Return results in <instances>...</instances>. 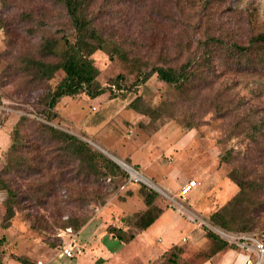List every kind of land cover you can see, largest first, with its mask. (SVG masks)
I'll return each mask as SVG.
<instances>
[{"label": "rangeland", "instance_id": "374dc122", "mask_svg": "<svg viewBox=\"0 0 264 264\" xmlns=\"http://www.w3.org/2000/svg\"><path fill=\"white\" fill-rule=\"evenodd\" d=\"M204 1H123L110 5L113 12L101 16L107 32L121 39L131 54L151 63H180L187 56L202 55V41L208 34L242 40L252 25L254 29L264 27V0H207L203 7ZM57 9L53 0H0V16L5 20L0 28V152L6 151L0 169L9 160L8 141L10 138L11 143L18 118L42 121L37 116V97H42V91L35 89L32 70L24 68L23 59L35 55L41 35L61 34ZM24 12L33 20H26ZM92 59L101 86H109L122 74V87L108 88L95 98L83 93L63 97L50 123L106 156L122 161L129 157L128 167L138 175L120 165L127 173L125 179L117 180L120 186L96 173L88 174L87 169L72 170L62 162L65 174L54 188V196L46 197L42 188L30 191L29 197L21 188L22 201L9 227L0 224V260L8 264H100L103 259L105 264H156L177 244L183 250L181 263L202 264L218 242L206 236L205 226L215 231L208 214L237 191L227 176L229 170L241 165L244 171L240 174L264 173V146H254L247 136L251 120L264 117V76L229 70L214 53L215 74L209 68V86L203 85L198 95L179 101L172 109L174 117L166 116L153 130L140 126L147 117L128 108L127 103L134 97L152 105L172 99L167 86L155 74L144 84H132L134 75L128 66L103 51H95ZM59 75L50 81L52 85ZM218 91L222 95L216 97ZM28 128L19 129L18 135L28 133ZM226 150L236 158L220 162L219 154ZM15 154L29 155L24 148ZM58 161L59 157L54 159L55 165ZM54 175L52 170L43 171L37 187ZM190 180L197 185L182 196L180 189ZM15 181L27 183L23 178ZM139 183L159 194L158 204L165 211L150 227L123 243L108 234L106 226H119L122 217L145 208L137 192ZM33 194L40 200L33 199ZM4 197L0 192V221ZM68 218L82 225L77 229L64 226ZM252 233L260 235L261 231ZM70 242L74 255H57L59 248ZM242 261L244 258L238 259V264Z\"/></svg>", "mask_w": 264, "mask_h": 264}, {"label": "trees", "instance_id": "16d2710c", "mask_svg": "<svg viewBox=\"0 0 264 264\" xmlns=\"http://www.w3.org/2000/svg\"><path fill=\"white\" fill-rule=\"evenodd\" d=\"M53 1L58 6L57 20L62 29L61 34L41 35L36 43L35 55L23 59L24 68L32 70L31 82L37 83L35 89L41 88L42 91V97H37V103L40 105L37 116L42 121L20 116L11 131V143L10 138L8 141L9 160L0 169V192L5 193L1 201L3 212L0 224L3 228L9 227L14 212L20 206L23 197L20 195L21 188H24V194L29 197L30 191L35 192L42 188L46 189L43 192L46 197L54 196V188L65 174L62 173V169L66 168L61 166L62 162L70 165L72 170L87 169L88 174L96 173L101 175L102 179L108 178L111 183L117 182L120 186L122 183L117 180L126 178V171L101 150L89 145L77 135L50 123L55 116L53 110L61 98L79 93L95 98L105 93L108 88L113 90L115 87H122L124 82L122 74H118L107 87L98 83L96 79L98 69L92 59L95 51H103L110 59L114 58L126 64L129 72L134 75L132 84H144L155 74L156 78L171 91L168 97H173L172 99L166 101L162 99L155 105L144 103L142 97H134L127 103L128 108L147 117L146 122L139 123L140 126L151 127L153 130L161 126L166 116L174 117L172 109L179 101L189 100L199 94V87L209 86L212 81L209 77V68L213 69L212 72L215 74V68L212 66L214 53L229 70L264 76V27L254 29L252 25L254 19L249 23L252 28L245 39H226L208 34L202 41L203 56L201 53L187 56L180 63H151L131 54L121 39L116 38L114 33L107 32L102 21L101 14L106 16L107 12H113L112 9H108L110 5L115 6V3L133 0ZM206 2L207 0L204 1L203 7ZM24 15L26 20H33L30 13L24 12ZM4 24L5 20L0 16V28ZM58 74H60L58 80L52 85L50 81ZM86 76L90 77L88 81L84 79ZM221 95V91L216 93V97ZM30 126L31 128H28ZM248 127L250 133L247 136L252 144L264 146V117L251 120ZM21 128H28L26 129L29 130L28 133L24 131V134L21 133L22 136H19L18 131ZM17 146L21 149H16ZM23 148L29 155L15 154ZM230 153L231 150H226L221 153L222 155L219 154V161L226 163L230 159H235L236 156L231 158L228 155ZM5 154L6 151H1L0 158ZM58 157L61 161L55 165L54 159ZM123 161L130 165L129 158ZM50 170L55 173L54 177L43 181V184L37 187L39 176L43 171ZM242 170L241 165H235L227 173L228 178L237 186V191L209 212L208 223L214 229L225 232L251 233L264 242V173L240 174L239 171ZM15 178H23L27 183L19 185ZM139 184L137 192L145 208L122 217L119 226L111 224L106 226V232L123 243L130 242L136 234L147 229L163 211L158 204L159 194L147 185ZM31 197L40 200L35 194ZM80 225L82 222L77 223L68 218L64 226L77 229ZM205 229L207 237L218 241L215 250L236 248L209 227L205 226ZM256 229L261 231L260 235L252 233ZM58 241L60 239L56 242ZM182 251L180 245L173 244L156 264H186L180 261Z\"/></svg>", "mask_w": 264, "mask_h": 264}, {"label": "built area", "instance_id": "2783aa9c", "mask_svg": "<svg viewBox=\"0 0 264 264\" xmlns=\"http://www.w3.org/2000/svg\"><path fill=\"white\" fill-rule=\"evenodd\" d=\"M197 185L195 180L187 181L180 189V194L184 196ZM224 240L232 243L236 248L245 252L244 264H260L264 260V242L251 233H230L214 229ZM73 246L70 243H64L58 250L57 255L63 257L73 256ZM0 264H8L0 260ZM36 264H43L37 261ZM45 264V263H44Z\"/></svg>", "mask_w": 264, "mask_h": 264}, {"label": "crops", "instance_id": "0c3cea01", "mask_svg": "<svg viewBox=\"0 0 264 264\" xmlns=\"http://www.w3.org/2000/svg\"><path fill=\"white\" fill-rule=\"evenodd\" d=\"M126 158H129V157H126ZM193 188H195V187H193ZM164 211H165V209H163L162 214L164 213ZM214 255L216 257L215 260H211V259H213ZM61 257H63V256H61ZM243 258H245V252L242 251L241 249H238V248H236V249L223 248V249H220V250H215L213 253H211L210 257L206 258L207 260L205 262H203L202 264H238V259H243ZM242 263H243V261H242ZM91 264H96V263H95V261H93ZM100 264H105V259H103ZM260 264H264V260Z\"/></svg>", "mask_w": 264, "mask_h": 264}, {"label": "bare ground", "instance_id": "6f19581e", "mask_svg": "<svg viewBox=\"0 0 264 264\" xmlns=\"http://www.w3.org/2000/svg\"><path fill=\"white\" fill-rule=\"evenodd\" d=\"M116 160V159H115ZM121 166H123L124 168L128 169L132 174H134L135 176H137L138 174L132 170L130 167H128V164L125 163L124 161L120 160V159H117L116 160Z\"/></svg>", "mask_w": 264, "mask_h": 264}, {"label": "water", "instance_id": "95a60500", "mask_svg": "<svg viewBox=\"0 0 264 264\" xmlns=\"http://www.w3.org/2000/svg\"><path fill=\"white\" fill-rule=\"evenodd\" d=\"M108 155V154H107ZM109 156V155H108ZM110 158H112L111 156H109ZM113 159V158H112ZM116 163H118L115 159H113ZM119 164V163H118ZM120 165V164H119ZM149 185V184H148Z\"/></svg>", "mask_w": 264, "mask_h": 264}]
</instances>
